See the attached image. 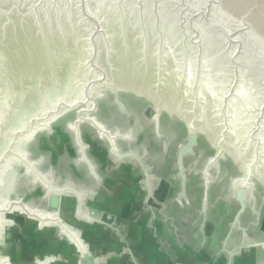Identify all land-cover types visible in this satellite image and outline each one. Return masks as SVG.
Returning <instances> with one entry per match:
<instances>
[{
  "label": "rangeland",
  "instance_id": "rangeland-1",
  "mask_svg": "<svg viewBox=\"0 0 264 264\" xmlns=\"http://www.w3.org/2000/svg\"><path fill=\"white\" fill-rule=\"evenodd\" d=\"M8 214L6 264H264V184L130 91L28 139Z\"/></svg>",
  "mask_w": 264,
  "mask_h": 264
},
{
  "label": "water",
  "instance_id": "water-1",
  "mask_svg": "<svg viewBox=\"0 0 264 264\" xmlns=\"http://www.w3.org/2000/svg\"><path fill=\"white\" fill-rule=\"evenodd\" d=\"M102 90L143 96L264 184V0H0V264L26 142Z\"/></svg>",
  "mask_w": 264,
  "mask_h": 264
}]
</instances>
